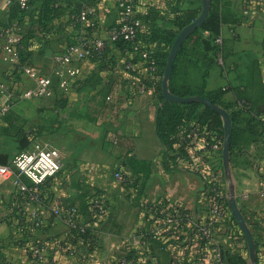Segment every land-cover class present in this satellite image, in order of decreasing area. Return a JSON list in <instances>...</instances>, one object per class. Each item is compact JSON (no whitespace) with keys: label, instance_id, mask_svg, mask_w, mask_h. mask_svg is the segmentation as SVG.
<instances>
[{"label":"crops","instance_id":"obj_1","mask_svg":"<svg viewBox=\"0 0 264 264\" xmlns=\"http://www.w3.org/2000/svg\"><path fill=\"white\" fill-rule=\"evenodd\" d=\"M247 1L220 0L228 17L221 28L225 64L204 67L199 56L192 57L198 66L186 71L191 87L208 94L250 83L254 96L258 88L252 82L264 89V0L251 8H246ZM44 5L45 0H30L25 9L18 0H0V43L11 34L25 36L27 59L54 80L52 95L17 100L11 109L15 119H0V162L8 164L23 149L49 144L62 152L63 167L37 186L35 194L21 192L13 178L0 175V264H115L126 246L135 249L139 264H232L235 254L247 257L242 230L232 218V192L254 236L256 264H264V173L258 167L264 160V140L236 153L228 175L232 188L223 178L214 191L212 173L201 162L206 157L205 133L192 143L193 152L201 156L196 165L184 156H166L156 128L163 104L157 80L124 46H110L104 60H84L69 88L61 87L55 57L78 35L106 37L121 18L116 0L54 1L60 9L52 16H45ZM88 7L94 9L89 16L94 21L84 27L74 15ZM200 7L202 0L136 3L137 14L148 15L142 28L147 38L150 25L156 30L153 35L177 31L178 17ZM235 14L239 20L233 23ZM151 37L145 41L166 49ZM192 46L189 41L187 47ZM0 80L7 86L33 85L19 64L10 69L1 52ZM236 99L230 89L220 106L226 109ZM261 109L264 113V105ZM22 135L26 147L21 146ZM138 162H146L148 173ZM116 169L128 177L126 183L115 180ZM22 181L31 185L27 177ZM216 198L229 201L224 215L213 210ZM100 200L106 211L98 215L93 205ZM70 208L91 229L92 239L68 227L64 210ZM21 211L33 228L24 235L16 230ZM26 242L41 244L44 259L33 258Z\"/></svg>","mask_w":264,"mask_h":264},{"label":"built area","instance_id":"obj_2","mask_svg":"<svg viewBox=\"0 0 264 264\" xmlns=\"http://www.w3.org/2000/svg\"><path fill=\"white\" fill-rule=\"evenodd\" d=\"M22 8L30 6V0H18ZM137 0H116V4L120 10V20L110 29L106 37H88L87 35H78L70 43L64 45L61 54L55 57L56 69L54 73L60 78V85L63 89H68L71 79L81 73V64L86 59L104 60L108 54V49L117 42L123 41L128 53L132 56L141 58L149 71L150 75L157 81L160 79L162 69L157 65L155 48L147 43L142 37V28L144 20L137 14ZM261 0H248L246 8L258 6ZM92 8L88 7L82 12L74 15L86 27L93 21L89 17L93 13ZM20 33L11 34L6 37L5 43H0V52L2 57L10 64V69L13 70L17 64L21 66L23 72L33 81L32 86L20 87L18 82H14L12 86H7L0 80V119L4 114L9 112L17 100L42 98L50 96L54 93V80L49 74L43 73L30 60L21 62L18 49V43L21 40ZM224 38L220 34L214 42L218 46V51L215 54L216 63L220 66L225 64L224 54L222 50ZM131 63L127 67H131ZM205 133L206 137L211 133L204 128L201 132L199 128H193L188 135L180 137L177 147L186 144L189 152L188 156H184L189 162L192 161L196 165L197 157L200 155L193 152L192 143L198 137ZM264 140V139H263ZM224 141L221 138H216L210 148H206V157L201 158L203 169L212 173V178L216 182L212 187L214 191L218 189V181L225 178L229 186L232 188L233 182L225 174L224 168L218 163L222 158ZM63 167L62 152L49 144H36L28 149H25L14 156L8 164L0 162V175L5 178H13L19 190L24 193L35 194L37 186H40L50 179L56 177ZM264 173V160L258 165ZM114 176L120 183H126L128 178L123 171L116 169ZM22 177H27L31 181V185L24 183ZM205 198V195L203 196ZM35 199V196L32 197ZM94 209L103 214L106 207L100 200L97 205H93ZM228 204L224 198H216L213 210L216 214L224 215L228 211ZM25 211H21V216L16 226L19 234L32 232L33 228L25 219ZM66 224L73 231L78 228L82 232H86L88 226L79 220V214L76 208L64 210ZM24 241V240H23ZM23 244V242H22ZM27 251L36 260L44 259V250L41 244L26 242ZM127 262L126 256L121 257V263ZM174 264H183L181 260H177Z\"/></svg>","mask_w":264,"mask_h":264},{"label":"trees","instance_id":"obj_3","mask_svg":"<svg viewBox=\"0 0 264 264\" xmlns=\"http://www.w3.org/2000/svg\"><path fill=\"white\" fill-rule=\"evenodd\" d=\"M54 1L55 3L59 2V0H45L43 11L45 16H52L60 9V5L54 6ZM201 10L202 7L196 10H187L183 12V14H181L177 20V31L163 30L161 33H156V35H153L156 30L153 25H150V27L147 26L150 33H148V38L146 34L142 33L144 40L149 39L150 35L152 34L151 39L158 41L161 47L163 45V47L166 48L165 50L156 48L154 56L156 58L157 65L162 69L161 77L157 81V88L160 92V101L163 102L156 116V128L162 143L167 147L166 156L168 158L172 157L171 153H173V157H186L189 155L186 144H183L179 147L176 145L180 141L181 136L186 134L188 135V133L195 127L199 128L200 132L204 128L211 132L205 140L206 148H210L216 138H221L223 141L225 140V129L223 126L222 116L219 112L214 110L211 106L200 101H166L162 91V77L172 44L182 28L195 20ZM139 16L144 20L145 23L146 21L149 22L147 19V14ZM231 19L233 23H236L238 22L239 17L235 14ZM227 20L228 17L226 12L222 11V8L220 7V0H211L209 15L204 24L188 37L178 52L169 81V87L171 92L175 95L182 97L204 95L218 105H221V98L228 90H234L237 96L236 102L234 105L226 106V110L229 112L232 119L230 162H233L236 153L242 151L251 144L258 143L264 139V113L261 109V107L264 105V89L259 88L257 84L252 82V84L258 88V91L254 93L256 96L249 93L250 83L234 88L220 87L209 92L208 94H204L202 89H196L190 86L186 75L188 68L198 66V61L192 60V57L197 58L199 56L204 67H209L214 63L217 64L215 60V54L218 51V46L215 44L214 39L221 34L222 25ZM24 40L25 36L18 43L20 59L22 62L27 60L30 54V51L23 48ZM189 41H193V46L191 49L187 47V43ZM117 45L125 47L123 41L117 42ZM222 50L224 59L226 61L224 41ZM254 70L255 69L253 68L251 71L253 75H255ZM262 84L264 88V83L262 82ZM13 119H15V116L12 110L5 113L3 116V120L6 122H11ZM17 133L22 132L21 130H18ZM27 145L28 140L25 135H22L21 146L26 147ZM145 165L146 162H138L136 164L140 170L144 171V173H148L149 168H146ZM220 165L224 168L223 161H221ZM224 199L229 206L228 199ZM232 218L235 223L238 224L237 219L233 214ZM73 232L79 235L88 236L91 239L93 238L91 235V229L89 228L86 230V232H82L80 229L75 228L73 229ZM241 236L246 242L245 250L246 252H249V246L243 232L241 233ZM123 255L127 258V262L124 264H139L137 263L135 249L128 246H126L123 249V252L118 255L119 258L115 264H122L121 257ZM230 261L232 264H249L248 258L241 254H235L231 256Z\"/></svg>","mask_w":264,"mask_h":264},{"label":"water","instance_id":"obj_4","mask_svg":"<svg viewBox=\"0 0 264 264\" xmlns=\"http://www.w3.org/2000/svg\"><path fill=\"white\" fill-rule=\"evenodd\" d=\"M211 8V0H202V10L200 14L196 17L195 20L187 24L176 36L172 47L170 49V53L167 59L166 67L164 70V74L162 77V91L166 101L173 102H191V101H200L204 104L211 106L214 110L219 112L223 119V125L225 129V140L222 151V161L225 173L227 175H231V162H230V146H231V130H232V119L229 112L223 108L222 106L214 103L207 96L204 95H192L187 97H182L175 95L171 92L169 87V81L173 72L174 63L180 48L182 47L185 40L199 27H201L205 20L209 15V11ZM230 205L233 210L234 216L237 219V222L246 236V240L249 246V252L251 257V263L256 264L257 261V251H256V243L254 240V236L250 230V227L244 217L238 203L234 197V192H232V196L230 199Z\"/></svg>","mask_w":264,"mask_h":264},{"label":"rangeland","instance_id":"obj_5","mask_svg":"<svg viewBox=\"0 0 264 264\" xmlns=\"http://www.w3.org/2000/svg\"><path fill=\"white\" fill-rule=\"evenodd\" d=\"M49 138H50V139H53V138H54V137H53V134L50 135ZM51 146H53V145H51ZM221 161H222V158H221V160H220L218 163L221 164ZM114 178H115V176H114ZM115 180L117 181L116 178H115ZM213 182H214V184L212 185V187L215 186V183H216L214 180H213ZM242 232H243V231H242ZM244 236H245V234H244ZM245 237H246V236H245ZM247 243H248V242H247ZM245 253H246V252H245ZM246 254H247V258H248V260L251 262L250 253L247 252Z\"/></svg>","mask_w":264,"mask_h":264}]
</instances>
